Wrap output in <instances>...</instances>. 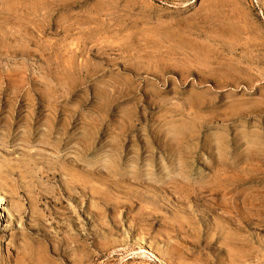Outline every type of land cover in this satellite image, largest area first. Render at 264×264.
Wrapping results in <instances>:
<instances>
[{
	"label": "rangeland",
	"instance_id": "rangeland-1",
	"mask_svg": "<svg viewBox=\"0 0 264 264\" xmlns=\"http://www.w3.org/2000/svg\"><path fill=\"white\" fill-rule=\"evenodd\" d=\"M0 207V264H264V0H0Z\"/></svg>",
	"mask_w": 264,
	"mask_h": 264
},
{
	"label": "bare ground",
	"instance_id": "bare-ground-1",
	"mask_svg": "<svg viewBox=\"0 0 264 264\" xmlns=\"http://www.w3.org/2000/svg\"><path fill=\"white\" fill-rule=\"evenodd\" d=\"M6 215L3 211V209L0 207V220H5ZM7 219V218H6ZM28 251V250H27ZM30 252V251H29ZM26 255V254H25ZM25 259V258H24ZM29 259V258H28ZM25 262V261H24Z\"/></svg>",
	"mask_w": 264,
	"mask_h": 264
}]
</instances>
